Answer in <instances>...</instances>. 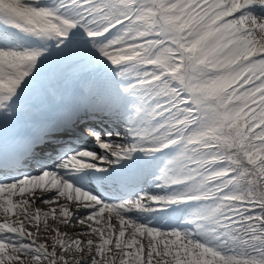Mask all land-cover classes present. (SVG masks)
<instances>
[{"label": "snow or ice", "instance_id": "obj_1", "mask_svg": "<svg viewBox=\"0 0 264 264\" xmlns=\"http://www.w3.org/2000/svg\"><path fill=\"white\" fill-rule=\"evenodd\" d=\"M0 264H264V0H0Z\"/></svg>", "mask_w": 264, "mask_h": 264}, {"label": "bare ground", "instance_id": "obj_2", "mask_svg": "<svg viewBox=\"0 0 264 264\" xmlns=\"http://www.w3.org/2000/svg\"><path fill=\"white\" fill-rule=\"evenodd\" d=\"M51 88L52 89H57V85L54 84V85L51 86ZM57 100H60L59 95H56V96L49 95L47 97V99H46V101L48 102V104H46L41 110L48 111L49 109H51L53 107L54 102H57ZM38 206L41 207L44 210H47V208H49V207H56V205L46 206V205H42V204L41 205H38ZM49 223L52 224L53 222L50 220ZM63 230L69 231V232L72 231V229H63Z\"/></svg>", "mask_w": 264, "mask_h": 264}, {"label": "rangeland", "instance_id": "obj_3", "mask_svg": "<svg viewBox=\"0 0 264 264\" xmlns=\"http://www.w3.org/2000/svg\"><path fill=\"white\" fill-rule=\"evenodd\" d=\"M44 98H42V100H43ZM46 103V101H43V102H41L40 103V105H44Z\"/></svg>", "mask_w": 264, "mask_h": 264}]
</instances>
